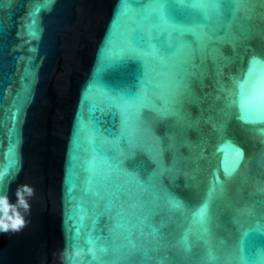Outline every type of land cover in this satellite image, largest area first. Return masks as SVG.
I'll return each mask as SVG.
<instances>
[{
    "label": "water",
    "instance_id": "95a60500",
    "mask_svg": "<svg viewBox=\"0 0 264 264\" xmlns=\"http://www.w3.org/2000/svg\"><path fill=\"white\" fill-rule=\"evenodd\" d=\"M23 186L0 264H100L89 238L102 264H264V0H0V195Z\"/></svg>",
    "mask_w": 264,
    "mask_h": 264
},
{
    "label": "snow or ice",
    "instance_id": "6c2138e0",
    "mask_svg": "<svg viewBox=\"0 0 264 264\" xmlns=\"http://www.w3.org/2000/svg\"><path fill=\"white\" fill-rule=\"evenodd\" d=\"M46 3H50L51 0H45ZM210 3L215 5V0H210ZM145 63L146 70L148 74V80L152 81L156 75L158 69L163 65H169L172 63L171 54L168 48L162 45H153L151 49L145 54ZM143 96L140 98L141 102L143 101ZM138 107L137 104H127L125 106V114L129 118L128 119V127L131 128L133 124V118L135 114V109ZM242 113L241 119L248 118V107L245 104L241 105ZM2 190V189H0ZM142 189L138 185H131L128 187L127 192L129 195L139 197ZM204 213H201V217H203ZM22 221L17 219L12 225V228H19ZM0 227H7V225L0 224ZM246 235V233H244ZM88 244L91 245L87 249V252L91 255L94 261H99L100 264L104 261V258L110 254H114V250L110 249L105 244L101 243L100 239H91L89 238Z\"/></svg>",
    "mask_w": 264,
    "mask_h": 264
},
{
    "label": "clouds",
    "instance_id": "9594fccd",
    "mask_svg": "<svg viewBox=\"0 0 264 264\" xmlns=\"http://www.w3.org/2000/svg\"><path fill=\"white\" fill-rule=\"evenodd\" d=\"M33 195V189L28 186H23L22 188L17 190L16 196H17V203L11 204L9 202V197L7 194L0 195V211H4L5 208L7 209H17L22 208L25 211L29 209V203L26 196L31 197ZM22 223L19 227H23L25 220L23 216H20L19 218ZM3 224V223H0ZM7 225V224H3ZM14 229V228H13ZM18 229V228H15ZM9 225L7 227H0V231H8ZM85 249L84 248H75V249H67L62 253V262L63 264H85Z\"/></svg>",
    "mask_w": 264,
    "mask_h": 264
}]
</instances>
